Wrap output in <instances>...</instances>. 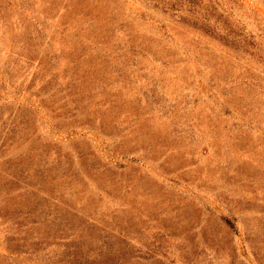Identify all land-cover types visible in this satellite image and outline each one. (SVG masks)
Wrapping results in <instances>:
<instances>
[{"label":"rangeland","instance_id":"374dc122","mask_svg":"<svg viewBox=\"0 0 264 264\" xmlns=\"http://www.w3.org/2000/svg\"><path fill=\"white\" fill-rule=\"evenodd\" d=\"M0 264H264V0H0Z\"/></svg>","mask_w":264,"mask_h":264}]
</instances>
